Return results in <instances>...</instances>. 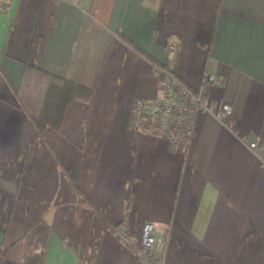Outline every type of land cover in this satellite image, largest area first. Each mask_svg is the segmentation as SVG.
I'll return each instance as SVG.
<instances>
[{"label":"crops","instance_id":"0c3cea01","mask_svg":"<svg viewBox=\"0 0 264 264\" xmlns=\"http://www.w3.org/2000/svg\"><path fill=\"white\" fill-rule=\"evenodd\" d=\"M173 41V47L167 44ZM167 66L206 101L190 149L132 130ZM30 64L91 89L58 129L17 90ZM250 142L261 145L258 152ZM264 264V0H9L0 12V264ZM121 230V232H120Z\"/></svg>","mask_w":264,"mask_h":264},{"label":"built area","instance_id":"2783aa9c","mask_svg":"<svg viewBox=\"0 0 264 264\" xmlns=\"http://www.w3.org/2000/svg\"><path fill=\"white\" fill-rule=\"evenodd\" d=\"M9 0H0V12L8 7ZM173 47V41L167 44ZM151 74L160 80L159 94L154 99L136 97L132 101L128 125L132 130L148 132L152 136L164 138L173 149L187 152L194 137L195 115L199 109L216 111L224 122L231 114V107L225 102L206 101L204 90L209 85L221 83V78L213 72L204 71L200 86L196 90L189 88L167 66L153 62ZM249 147L256 152L260 144L250 142ZM138 255L148 254L153 264H161V250L164 238L153 233L150 221H144L140 231Z\"/></svg>","mask_w":264,"mask_h":264},{"label":"trees","instance_id":"16d2710c","mask_svg":"<svg viewBox=\"0 0 264 264\" xmlns=\"http://www.w3.org/2000/svg\"><path fill=\"white\" fill-rule=\"evenodd\" d=\"M17 95L20 106L41 134L46 127L58 129L65 106L74 99L88 101L91 89L26 64Z\"/></svg>","mask_w":264,"mask_h":264},{"label":"rangeland","instance_id":"374dc122","mask_svg":"<svg viewBox=\"0 0 264 264\" xmlns=\"http://www.w3.org/2000/svg\"><path fill=\"white\" fill-rule=\"evenodd\" d=\"M120 232H121V230H120ZM122 233V232H121Z\"/></svg>","mask_w":264,"mask_h":264}]
</instances>
